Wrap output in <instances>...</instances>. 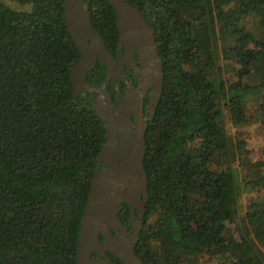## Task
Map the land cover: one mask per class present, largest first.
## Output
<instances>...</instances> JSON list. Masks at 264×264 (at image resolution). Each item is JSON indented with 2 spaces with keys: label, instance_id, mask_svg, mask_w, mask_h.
<instances>
[{
  "label": "trees",
  "instance_id": "16d2710c",
  "mask_svg": "<svg viewBox=\"0 0 264 264\" xmlns=\"http://www.w3.org/2000/svg\"><path fill=\"white\" fill-rule=\"evenodd\" d=\"M126 1L155 30L164 72L146 133L149 202L137 256L144 264L207 257L264 264V161L248 160L239 146V165L223 167L232 156L226 121L250 122L249 105L264 93V30L258 37L246 25L257 19L264 27V0ZM87 4L93 28L115 53L113 8L104 0ZM219 41L235 82L211 74ZM80 59L64 0H0V264H77L91 181L108 140L85 108L92 94L74 99L71 74ZM105 76L99 62L88 83L100 87ZM241 166L249 180H240ZM249 192L256 196L242 212Z\"/></svg>",
  "mask_w": 264,
  "mask_h": 264
},
{
  "label": "water",
  "instance_id": "95a60500",
  "mask_svg": "<svg viewBox=\"0 0 264 264\" xmlns=\"http://www.w3.org/2000/svg\"><path fill=\"white\" fill-rule=\"evenodd\" d=\"M87 1L91 0H64L67 30L81 55L71 74L74 99L84 94L96 96L93 105H85V108L102 121L108 135L97 161L110 165L105 158L116 150L122 154V163L115 161L110 169L97 171L92 178L89 201L81 222L77 264H114L107 252L122 264H144L137 256L136 249L142 231L141 221L149 202L148 177L143 166L148 125L140 121L136 124L124 121L108 95L106 86L110 80H114L118 67L104 40L93 28ZM104 1L115 12L120 35L119 54L122 55L123 48H126L127 59L130 60L135 52L138 53L143 65V81L155 87L161 99L164 72L155 30L148 25L141 12L126 0ZM99 62L105 63L109 72L106 83L96 87L88 83V75ZM119 71L124 73L123 67ZM121 122H124L123 127ZM124 204L140 209V225L134 227L133 234L119 222V213ZM110 226L119 228L120 232L113 236ZM93 252L98 256L95 260Z\"/></svg>",
  "mask_w": 264,
  "mask_h": 264
},
{
  "label": "flooded vegetation",
  "instance_id": "af4514ba",
  "mask_svg": "<svg viewBox=\"0 0 264 264\" xmlns=\"http://www.w3.org/2000/svg\"><path fill=\"white\" fill-rule=\"evenodd\" d=\"M119 43L120 35L118 30V46L115 50V53L110 52L113 55L115 64L118 68L115 70L114 80H110L106 86L108 95L116 105L120 115L123 116L124 121L128 120L132 124H136L137 121H140L148 125L149 122L154 118L162 98H158L155 87H153L151 84L146 85L144 83V75L142 72L143 65L141 64V58L138 53L135 52L131 59L128 60L126 48H123L122 55L119 54ZM102 64L105 66L106 76L101 82V86L104 85L108 80L109 72L108 66L105 63ZM120 67H123L124 69V73L122 74L119 71ZM95 97V95H92V105ZM120 124L121 127L124 126V122H121ZM117 143L121 144L120 142ZM105 159L106 162L110 163V165H106L105 162L97 161L95 170L96 172L102 171L104 169H110L111 164L115 161H119V164H121L122 154L115 150L111 156H108ZM124 208H127V211H124ZM139 217L140 209L138 206H130L127 204L121 206L119 222L125 228H128L132 234L134 233V227L136 225H140ZM144 219L143 222L141 221L142 228L144 226ZM110 230L113 236H116L118 232H120L119 228L113 229L111 226ZM101 238L104 242L103 236H101ZM94 254L97 259V254L93 252V255Z\"/></svg>",
  "mask_w": 264,
  "mask_h": 264
},
{
  "label": "rangeland",
  "instance_id": "374dc122",
  "mask_svg": "<svg viewBox=\"0 0 264 264\" xmlns=\"http://www.w3.org/2000/svg\"><path fill=\"white\" fill-rule=\"evenodd\" d=\"M10 5L16 10H23L28 8L19 5L17 2H12L10 3ZM259 23L260 22L257 19H250L249 21H247L246 25L249 29H252L256 36L261 37L264 27L261 25V23ZM223 42L224 41H219L218 43L219 54H217V56H212L214 61L211 60V62H213V69L211 70V74L213 77H220L228 82H235L236 68L232 66V63L227 62L223 59L222 51L223 48H225V42ZM211 52L215 51L211 50ZM256 81V79H252L249 81V83L251 84ZM248 113L252 116L250 122L248 121V123L240 127L232 126L229 119L225 123V132L229 137L232 156L225 159L223 167L232 165H234V167H237L239 165L240 155L244 153L245 158H247L248 160L264 161V93L258 96L257 99L251 101ZM258 115L262 117H259ZM239 146L245 149L244 153L238 150ZM238 174L240 180L242 181L249 180L251 178V173L243 167L238 170ZM260 195H263V193L260 192ZM255 196L256 194L252 192L243 195L240 201L242 212L245 211V208H247V205ZM202 264L214 263L210 261L209 257H207L202 261Z\"/></svg>",
  "mask_w": 264,
  "mask_h": 264
}]
</instances>
